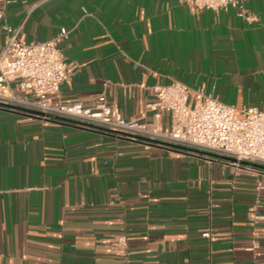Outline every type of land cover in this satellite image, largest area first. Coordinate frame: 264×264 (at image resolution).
Segmentation results:
<instances>
[{
  "label": "crops",
  "instance_id": "0c3cea01",
  "mask_svg": "<svg viewBox=\"0 0 264 264\" xmlns=\"http://www.w3.org/2000/svg\"><path fill=\"white\" fill-rule=\"evenodd\" d=\"M10 1L0 53L4 24L28 42L69 32L54 103L94 108L104 94L168 132L152 88L177 80L264 109V0H244L251 25L179 0ZM167 144L0 107V264H264V166Z\"/></svg>",
  "mask_w": 264,
  "mask_h": 264
},
{
  "label": "built area",
  "instance_id": "2783aa9c",
  "mask_svg": "<svg viewBox=\"0 0 264 264\" xmlns=\"http://www.w3.org/2000/svg\"><path fill=\"white\" fill-rule=\"evenodd\" d=\"M195 10L233 11L251 25L258 17L246 12L244 0H179ZM5 0L0 19L4 16ZM7 41L0 53V102L41 113L59 116L92 128L148 138L180 147L234 159L237 163L264 166V109L236 108L206 94L203 86L191 90L180 81L152 88L154 101L150 109L156 121L170 118V130L162 132L147 124L122 117L118 109L107 104L104 94L94 108L80 103H54L61 84L68 79L62 44L68 38L66 28L45 42H28L22 37L23 24L2 26ZM192 92V96L190 95ZM212 240L210 232L202 235ZM112 249L124 253L127 238L118 235Z\"/></svg>",
  "mask_w": 264,
  "mask_h": 264
},
{
  "label": "water",
  "instance_id": "95a60500",
  "mask_svg": "<svg viewBox=\"0 0 264 264\" xmlns=\"http://www.w3.org/2000/svg\"><path fill=\"white\" fill-rule=\"evenodd\" d=\"M0 107L6 108V109H9V110L18 111V112H26L28 114H34V115H39V116L42 115L41 113L36 112V111L27 110V109H24V108H20V107H17V106H13V105L1 103V102H0ZM225 159L235 162V160L231 159V158H225Z\"/></svg>",
  "mask_w": 264,
  "mask_h": 264
}]
</instances>
